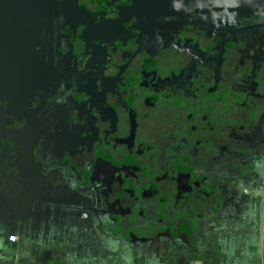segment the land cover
<instances>
[{
    "label": "flooded vegetation",
    "instance_id": "flooded-vegetation-1",
    "mask_svg": "<svg viewBox=\"0 0 264 264\" xmlns=\"http://www.w3.org/2000/svg\"><path fill=\"white\" fill-rule=\"evenodd\" d=\"M87 2L94 6L85 16ZM191 4L72 0L67 20L51 26L40 19L34 67L25 52L16 58L18 80L0 78V112L7 101L5 115L27 136L25 145L37 132L41 161L60 170L72 165V179L120 185L161 181L164 171L174 178L182 169L202 183L231 132L264 134V8L246 21L229 8ZM166 17L194 23L204 47H181L171 30L184 24ZM4 18L13 29L25 27L22 33L33 24L16 2L0 1V23ZM45 30L52 31L47 41ZM255 171L253 179L264 176Z\"/></svg>",
    "mask_w": 264,
    "mask_h": 264
},
{
    "label": "crops",
    "instance_id": "crops-1",
    "mask_svg": "<svg viewBox=\"0 0 264 264\" xmlns=\"http://www.w3.org/2000/svg\"><path fill=\"white\" fill-rule=\"evenodd\" d=\"M71 10L72 0H45L28 12L33 24L45 18L54 26ZM36 40L34 33L0 30V78H19L15 58L36 54ZM6 102L0 264H264V176L253 179L264 169V134L231 132L200 184L182 169L174 178L161 172V181L82 182L71 178L72 165L60 170L41 161L38 127L25 145Z\"/></svg>",
    "mask_w": 264,
    "mask_h": 264
},
{
    "label": "water",
    "instance_id": "water-1",
    "mask_svg": "<svg viewBox=\"0 0 264 264\" xmlns=\"http://www.w3.org/2000/svg\"><path fill=\"white\" fill-rule=\"evenodd\" d=\"M0 1H5V2H8L9 4H13V2H16L17 4H23L26 8V16H27V22L28 23H32L34 22L35 23V19L32 18V19H29L30 18V15H32L31 12H28L32 6L34 5H37V4H40L41 2L45 1V0H0ZM164 1H168V0H164ZM173 1H179V0H171V2L173 3ZM184 2H187V3H193V4H196V3H199L198 6H203L204 8L206 7H213V6H217L216 8H220V9H223L225 8L227 10V12H229L228 8L230 9L231 8V5L235 2V0H182ZM238 1V5H241L243 2H245L244 4V7H240L238 9H241L242 12H248L250 11L251 13L253 12H256L257 10L255 9L256 5L253 4V3H257L259 2L260 6L261 7H258V9H263L264 8V0H237ZM253 2V3H252ZM236 3V2H235ZM193 4H191L190 6H193ZM189 6V5H188ZM76 7H74L73 9H75ZM84 8V7H82ZM149 7H146V10H148ZM231 11V9H230ZM192 13V12H190ZM239 13H241L239 11ZM13 18V16H11ZM20 17V16H19ZM248 16H243V18L241 17V20L242 19H247ZM234 18V14L233 16H230L229 19H232ZM11 23L12 21H7L5 23H0V30L2 33H6V32H14V31H23L25 29V27L21 26V25H17L16 28L10 30V28L12 27L11 26ZM199 23H201V21H199ZM36 26H33V24H31L30 26H27L26 25V28H27V33H34L35 36H40V30L39 28L37 27L38 24H35ZM230 27H233L232 25ZM47 33H49L47 30H45V35H44V38L43 40L44 41H47L48 40V37H47ZM37 34V35H36ZM4 46V45H3ZM32 47H29V52L31 50ZM16 59V58H15ZM36 59V54H31V55H28V64L31 65L34 63V60ZM13 64V63H12ZM15 247V244L13 245V248Z\"/></svg>",
    "mask_w": 264,
    "mask_h": 264
},
{
    "label": "rangeland",
    "instance_id": "rangeland-1",
    "mask_svg": "<svg viewBox=\"0 0 264 264\" xmlns=\"http://www.w3.org/2000/svg\"><path fill=\"white\" fill-rule=\"evenodd\" d=\"M236 2V3H235ZM235 2L231 5V10L232 11H234L235 10V14H236V16L238 17V18H243V16H248L247 17V20L246 21H248V19H250V18H254V17H256V18H258V17H260V12H262V8L261 9H258V7H261L260 6V4H259V2H257V3H253V4H255L256 5V7H255V9L257 10L256 12H250V11H248V12H242L241 11V9H238V8H240V7H244V4H245V2H243L241 5H238L237 3H238V1L237 0H235ZM93 4L92 3H89V2H87V4H86V6H85V16H87V14L86 13H88V12H90L91 11V6H92ZM94 6V5H93ZM82 10V9H81ZM158 10H160V9H158ZM239 11L241 12V13H239ZM82 12H83V10H82ZM84 13V12H83ZM159 17H162V18H164L163 16H162V14L160 13L159 14ZM159 21V20H158ZM158 21H157V23H158ZM195 22H198V21H202V19H200V18H198V19H196V20H194ZM164 23H168V24H170V25H172V26H180L181 24H184V26H183V29L182 30H180V29H172L171 31H173L175 34H178L177 36V38L179 39V42H178V44H180L181 45V47H184V48H188V49H194V50H199V48L202 46V48L204 47L203 46V43H204V41H200V39L202 38V37H200L199 38V33L198 32H196V31H194V29H195V25H193L194 23H192V25H190L189 23V21H180L179 19H176V18H170V17H166L165 19H164V21H163ZM213 27L215 28V26L213 25ZM223 27V25L222 24H220L219 26H218V28L217 29H219V28H222ZM233 28V27H232ZM233 29H235V28H233ZM232 29V30H233ZM223 30V29H222ZM180 32H183V33H181L180 34ZM255 32H256V30H255ZM246 33H248V32H246ZM197 34V35H196ZM141 38H142V36H141ZM195 38H197L198 39V41L195 39ZM143 39V38H142ZM222 41H218V42H220V45H224V46H228V44H225V43H223V39H221ZM196 41V42H195ZM158 41H156V43H157ZM197 43V44H196ZM198 43L199 44H201V46L200 45H198ZM229 43H231V42H229ZM174 45L176 46V47H178L177 45H176V43H174ZM225 47V48H226ZM253 68V67H252ZM251 68V69H252ZM249 91H251V92H253L252 91V89L250 90L249 89ZM262 92H263V90L262 89H260V90H257L256 89V91H255V93L253 92V95H256V94H262ZM236 107V106H235ZM237 108V107H236ZM237 110V112L239 113V114H241V113H243V112H246L245 110H243L242 108H241V106H238V108L236 109ZM241 111V112H240ZM241 117V116H240ZM238 121H240V120H238ZM234 122L235 124H240L239 122ZM241 122H242V120H241ZM159 125L157 124L156 126H155V128H157V130H159V127H158Z\"/></svg>",
    "mask_w": 264,
    "mask_h": 264
}]
</instances>
